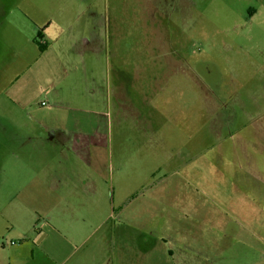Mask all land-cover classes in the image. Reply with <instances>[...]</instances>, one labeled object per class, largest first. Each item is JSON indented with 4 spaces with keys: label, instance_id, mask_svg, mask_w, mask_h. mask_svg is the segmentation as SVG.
<instances>
[{
    "label": "rangeland",
    "instance_id": "1",
    "mask_svg": "<svg viewBox=\"0 0 264 264\" xmlns=\"http://www.w3.org/2000/svg\"><path fill=\"white\" fill-rule=\"evenodd\" d=\"M76 17L100 36L98 52L82 41ZM52 20L72 25L55 24L52 37L80 44L49 40ZM58 126L70 141L53 134ZM95 149L114 219L92 243L115 224L125 235L131 210L146 214L160 184L196 178L186 197L219 214L218 245L196 259L149 236L163 222L143 215L136 264H264V185L259 197L242 186L247 173L232 172L264 176V0H0V201L39 179L50 191L41 171L51 167L81 169L70 174L79 181L94 164L85 152ZM212 184L236 203L216 204ZM113 248L112 262L131 264L130 238Z\"/></svg>",
    "mask_w": 264,
    "mask_h": 264
},
{
    "label": "crops",
    "instance_id": "2",
    "mask_svg": "<svg viewBox=\"0 0 264 264\" xmlns=\"http://www.w3.org/2000/svg\"><path fill=\"white\" fill-rule=\"evenodd\" d=\"M160 13L164 12L160 10ZM83 21L82 18L76 17L71 23L73 25L81 24L83 31H80L79 34L83 35L82 41L85 42V45L91 46L89 51L98 52L99 49L97 51L96 46L100 43L101 38L96 31H90L92 26L89 19L84 24ZM60 22L53 20L49 22V27L46 28L47 38L55 40L56 43L61 41L64 45L70 44V49L76 48V45L80 44V39H74L73 36L57 35L52 37L50 35L49 30L55 24L66 30L72 27V25L71 27H61L60 25L66 26L67 23ZM102 22L100 20L98 24ZM87 31L90 32L87 33ZM67 49L63 51L67 52ZM56 132L60 142L71 140L68 129L58 126L53 129V134ZM85 153V156L94 157V164L88 170L84 169L87 175L82 176L79 181L72 180L70 174H76L79 171L83 173L81 169L51 167L50 170L41 171L50 173L47 176L51 178L50 191H47L44 180L39 179L17 187L20 190L17 194L14 193L15 196L0 201V205L4 206L2 211L0 210V264H115L112 262V258L114 254L115 257L117 256L118 251H115L117 248L114 249L113 244L114 241L118 242L122 236H127L132 243L134 242L133 257L131 254L128 256L130 263L136 264L135 249L138 248V233L140 232L138 218L143 215L147 219L155 217L158 221L163 222V230L159 231V234H149V236H153L155 240L160 239L165 246H167L166 244H169V247L174 245L183 253H188L196 259L208 256L206 252L208 247H212L213 244L218 245V236L221 231L220 227L215 224L213 214H216L218 218L219 214L214 210L210 214L203 207L199 212L200 202L196 197L192 195L186 197L185 188L192 187L191 185L196 183V178L193 180L186 178V181L181 179L179 175L184 176L185 170L181 166L174 168L178 170L179 180L173 181V183L164 182L152 191L146 214L143 210L140 212L138 208L131 210L129 214L131 227L125 229V235L120 229L122 223L115 224L113 234L106 231L92 243V238L96 233L104 232L102 228L114 218L113 214L108 212L110 209L113 211V208L107 205L106 193L103 191V186L108 182L107 171L100 164L102 152L95 149L87 150ZM85 156L81 155L80 157ZM197 168L196 166L188 167V170L190 169V173H193L194 176V173H197ZM232 172L247 173L246 177H242V186L251 184V191L254 193V190H257L255 194L261 197L262 190H258L257 186L264 185V176L251 177L250 167L245 170L242 167L241 170ZM60 173L63 175L60 176ZM259 173H264V171ZM214 185L212 184L211 192L216 199V204L225 206L236 203L234 200L236 198L231 197L230 193H226L229 189L225 191L214 187ZM88 187L90 188L89 193L84 192L83 189ZM231 191L236 193L237 189L233 188ZM184 202H186V207L183 205ZM217 208L220 209V207ZM222 213L223 211L220 209V214ZM241 213L244 212L241 211ZM124 214H126L124 209H120L119 215ZM242 216L243 218L240 219L248 217L247 214H242ZM116 221L118 220L116 219ZM119 221H122V218ZM10 238H16L20 242L9 241ZM168 253L171 256L173 251L169 250ZM119 261L121 262V259Z\"/></svg>",
    "mask_w": 264,
    "mask_h": 264
},
{
    "label": "built area",
    "instance_id": "3",
    "mask_svg": "<svg viewBox=\"0 0 264 264\" xmlns=\"http://www.w3.org/2000/svg\"><path fill=\"white\" fill-rule=\"evenodd\" d=\"M42 105H43V106H45V105H46V103H45V102H43V103H42Z\"/></svg>",
    "mask_w": 264,
    "mask_h": 264
}]
</instances>
